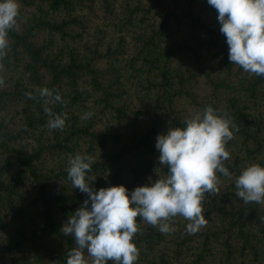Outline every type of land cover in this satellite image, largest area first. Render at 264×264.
Masks as SVG:
<instances>
[{
    "label": "trees",
    "instance_id": "1",
    "mask_svg": "<svg viewBox=\"0 0 264 264\" xmlns=\"http://www.w3.org/2000/svg\"><path fill=\"white\" fill-rule=\"evenodd\" d=\"M19 4L0 60V264H66L75 241L61 229L87 199L67 178L70 155L94 158V189L123 184L130 194L166 174L157 135L211 105L234 125L229 171L264 166V76L230 63L207 0ZM38 87L60 93L50 107L67 113L63 131L47 128ZM218 176L197 233L180 216L168 234L137 218L135 264H264V204H245Z\"/></svg>",
    "mask_w": 264,
    "mask_h": 264
},
{
    "label": "clouds",
    "instance_id": "2",
    "mask_svg": "<svg viewBox=\"0 0 264 264\" xmlns=\"http://www.w3.org/2000/svg\"><path fill=\"white\" fill-rule=\"evenodd\" d=\"M207 2L218 14L230 63L251 76H264V0ZM19 9V0H0V60L10 48L8 34L17 26ZM3 84L0 77V86ZM36 92L43 100L47 128L63 131L67 113H56L50 107L63 104L60 93L47 87H38ZM26 95L35 98L31 92ZM91 115L88 112L81 118L87 120ZM183 124L170 126L156 137L158 161L166 166V174L157 173L155 180L149 177L147 184L135 187L130 194L123 184L94 189L87 178L94 158L80 153L69 156L67 178L87 199L61 229L75 241L66 253V264H135L139 258L134 243L140 231L138 217L168 234L175 231L172 222L180 216L188 221L186 232L197 233L208 223L203 214L205 195L220 192L218 173L234 180L235 195L245 204H264V166L251 162L236 176L226 167L225 162L231 159L227 144L234 138V125L227 115L208 105L191 112Z\"/></svg>",
    "mask_w": 264,
    "mask_h": 264
}]
</instances>
